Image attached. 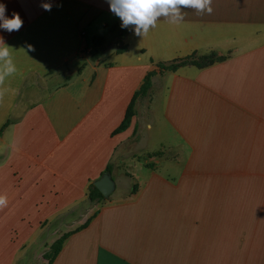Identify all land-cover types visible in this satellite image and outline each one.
Returning a JSON list of instances; mask_svg holds the SVG:
<instances>
[{"label":"crops","instance_id":"obj_1","mask_svg":"<svg viewBox=\"0 0 264 264\" xmlns=\"http://www.w3.org/2000/svg\"><path fill=\"white\" fill-rule=\"evenodd\" d=\"M0 3L23 21L18 31L0 29L16 66L0 80V264H21L46 227L78 206L91 207L90 222L51 264H264L261 199L232 200L228 180L209 181L194 166L177 178L128 167L134 181L122 189L113 168L136 137L137 117L118 129L150 73L151 92L138 104L163 118L173 142L263 156L264 0H212L210 14L186 7L178 24L161 16L143 36L130 30L123 52L107 0ZM95 37L106 49L91 63ZM204 55L214 62L169 69ZM156 131L162 147L168 133ZM108 165L120 192L92 202L90 184Z\"/></svg>","mask_w":264,"mask_h":264},{"label":"rangeland","instance_id":"obj_2","mask_svg":"<svg viewBox=\"0 0 264 264\" xmlns=\"http://www.w3.org/2000/svg\"><path fill=\"white\" fill-rule=\"evenodd\" d=\"M212 60L214 59L210 55H204L189 58L182 63L192 62L200 66L209 64ZM138 103L140 102L137 101L135 104L132 116V120L135 117L139 120L136 137L119 150L113 162L114 175L122 189L125 183L134 181V175L127 170L128 167L133 169L144 165L149 170H156L166 176L177 178L180 172L184 173L186 168L194 166L200 169L204 168L202 172H209V176L213 177L209 181L226 182L228 180L232 200L245 199L250 204L257 203L261 199L264 203V150L262 157H230L226 156L225 152H212V148L208 147L209 145L212 147L223 145V142H212L210 144L206 143L208 149L201 148L198 151L194 150V153L186 142L179 141L177 143L174 141V143L172 139H175V135L169 132L171 128L166 125L163 118L157 121L145 110V106ZM158 113L160 114V112ZM149 123H151V126L148 127ZM160 127L163 132L166 130L168 133V141L161 144L162 147L156 145L158 141L155 138L158 136L156 129ZM160 133L163 135L161 130ZM237 138L233 135L226 137V139L232 140ZM241 138L244 137L241 136ZM196 153L199 156L193 155ZM207 174L203 175L208 176ZM199 176L202 177L200 173ZM119 192L120 190L118 192L115 190L112 195ZM92 212L91 207L78 206L59 216L46 227V235L42 236L37 244H32L33 246L24 253L21 264H49L57 243L64 236H69L72 232L81 228ZM49 241L50 243H48ZM39 243L40 245H38Z\"/></svg>","mask_w":264,"mask_h":264},{"label":"clouds","instance_id":"obj_3","mask_svg":"<svg viewBox=\"0 0 264 264\" xmlns=\"http://www.w3.org/2000/svg\"><path fill=\"white\" fill-rule=\"evenodd\" d=\"M109 9L121 21V28L131 30L137 36H143L150 28L156 26L157 19L164 16L172 24L183 21L182 9L192 7L198 12H212V0H107ZM42 8L50 11L51 3H43ZM6 5L0 3V29L12 32L18 31L23 24L22 19L16 13L11 18L5 15ZM31 48V45L28 46ZM11 46L6 44L3 36H0V80L16 72V66L12 59ZM6 203L0 198V205Z\"/></svg>","mask_w":264,"mask_h":264},{"label":"trees","instance_id":"obj_4","mask_svg":"<svg viewBox=\"0 0 264 264\" xmlns=\"http://www.w3.org/2000/svg\"><path fill=\"white\" fill-rule=\"evenodd\" d=\"M131 30V26L128 28V29H124V28H121V22H119L117 25H114L111 27V31H117V36H118V41L120 43V47L118 48V52H123L124 50H126L127 48V45L124 43V38L127 36V34L130 32ZM94 41V44H95V50L93 52V54L91 55V59L92 60H96L97 58L101 57L104 52H105V46L103 45V41L104 39L102 37H95L93 39ZM211 57L215 60V56L214 55H211ZM214 60H212V62H210L209 64H204V65H197L199 67H205V66H208L210 64H212L214 62ZM185 61V60H184ZM192 63V62H190ZM187 63H179L178 65H172L169 67L170 70H176L179 66L181 65H185ZM192 64H195V63H192ZM154 73H150L148 75V77L146 78L144 84L142 85V87L140 88V90H138L136 92V94L134 95V98L128 108V111H127V114H126V117H125V120L124 122L122 123V125L119 127L118 131H122V130H125L131 123L132 121V116H133V109L135 107V104L137 103V101L139 99H144V98H147L151 92V89H152V77H153ZM7 125V124H6ZM5 125V126H6ZM3 131V128L0 130V135ZM106 171H110L112 172V168H111V165H108ZM89 198L92 202H100L102 200H105L106 198L102 195V193L99 191V189L97 187H95V185L92 183L90 184V187H89ZM90 222V219H88L86 221V223L82 226V227H85L89 224ZM67 238V236H64L58 243L57 245L54 247V251H53V254L52 256L50 257V262L49 264H51L54 259L56 258V256L58 255V253L60 252L61 248H62V245H63V242L64 240Z\"/></svg>","mask_w":264,"mask_h":264},{"label":"water","instance_id":"obj_5","mask_svg":"<svg viewBox=\"0 0 264 264\" xmlns=\"http://www.w3.org/2000/svg\"><path fill=\"white\" fill-rule=\"evenodd\" d=\"M89 62L93 63V60L89 58ZM93 184L106 199H108L116 189V181L110 171L104 172L100 178L93 182Z\"/></svg>","mask_w":264,"mask_h":264},{"label":"built area","instance_id":"obj_6","mask_svg":"<svg viewBox=\"0 0 264 264\" xmlns=\"http://www.w3.org/2000/svg\"><path fill=\"white\" fill-rule=\"evenodd\" d=\"M88 50H89V46H87V45L85 46L84 45V47L82 48V52H87Z\"/></svg>","mask_w":264,"mask_h":264}]
</instances>
